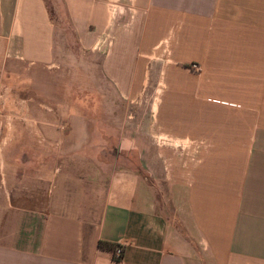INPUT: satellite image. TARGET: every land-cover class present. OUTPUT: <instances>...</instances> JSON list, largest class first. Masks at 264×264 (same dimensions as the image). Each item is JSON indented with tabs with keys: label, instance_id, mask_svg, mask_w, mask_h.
I'll use <instances>...</instances> for the list:
<instances>
[{
	"label": "crops",
	"instance_id": "crops-1",
	"mask_svg": "<svg viewBox=\"0 0 264 264\" xmlns=\"http://www.w3.org/2000/svg\"><path fill=\"white\" fill-rule=\"evenodd\" d=\"M50 4L104 91L21 94ZM2 103L0 264H264V0H0Z\"/></svg>",
	"mask_w": 264,
	"mask_h": 264
},
{
	"label": "rangeland",
	"instance_id": "rangeland-1",
	"mask_svg": "<svg viewBox=\"0 0 264 264\" xmlns=\"http://www.w3.org/2000/svg\"><path fill=\"white\" fill-rule=\"evenodd\" d=\"M50 5L52 6V4ZM51 8L53 11L54 22L58 30V64L53 70H29L28 67L17 66L16 72L20 77V80L17 82V86H20L19 90L21 89V94L28 98L29 78L33 79L36 84V87L34 84V91L38 92L41 88L46 92H52L57 87V83L58 85L60 84L62 86L61 88L64 89L63 91H65L66 86H68L67 83L70 79H72V77L81 81L80 84L78 83L76 89L81 93L104 91V85L99 81L95 82V80H100L102 75L100 71L101 59H99V57L102 54L100 51L104 49L105 44L103 42L99 43L98 49L93 52L81 51L78 47V40L75 37L70 20L66 17L64 18V15L62 16L63 18L60 19L54 10V5ZM69 43H71L70 46ZM140 103H143V101ZM3 105L4 103H2L1 106L2 114L0 115V118L4 117ZM131 107L132 106H130V108ZM144 107L145 106L142 108ZM131 135H135V133H131ZM107 154H110V151H108Z\"/></svg>",
	"mask_w": 264,
	"mask_h": 264
},
{
	"label": "built area",
	"instance_id": "built-area-1",
	"mask_svg": "<svg viewBox=\"0 0 264 264\" xmlns=\"http://www.w3.org/2000/svg\"><path fill=\"white\" fill-rule=\"evenodd\" d=\"M193 68H197V66L194 65ZM1 114H2V107H0V115ZM110 252L115 259H122L124 254V249L122 246H115V247H111Z\"/></svg>",
	"mask_w": 264,
	"mask_h": 264
},
{
	"label": "trees",
	"instance_id": "trees-1",
	"mask_svg": "<svg viewBox=\"0 0 264 264\" xmlns=\"http://www.w3.org/2000/svg\"><path fill=\"white\" fill-rule=\"evenodd\" d=\"M111 247H115V246H114V245H111V246L108 247V249L111 250ZM113 258H114V257H113ZM114 259H115V258H114ZM115 260H118V261H119V260H121V259H115Z\"/></svg>",
	"mask_w": 264,
	"mask_h": 264
}]
</instances>
